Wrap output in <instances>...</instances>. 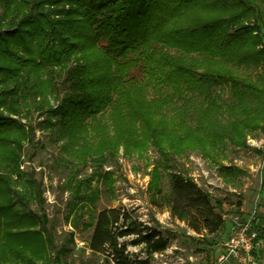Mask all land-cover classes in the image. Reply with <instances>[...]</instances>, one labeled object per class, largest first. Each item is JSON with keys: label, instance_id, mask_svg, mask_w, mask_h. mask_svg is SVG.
Returning <instances> with one entry per match:
<instances>
[{"label": "trees", "instance_id": "16d2710c", "mask_svg": "<svg viewBox=\"0 0 264 264\" xmlns=\"http://www.w3.org/2000/svg\"><path fill=\"white\" fill-rule=\"evenodd\" d=\"M0 5L2 18H17L0 32V110L7 111H0V264L59 262L51 253L47 216L28 207L40 183L29 177L17 187L22 144L32 141L33 128L14 116L28 112L38 96L48 104L47 94L58 95L60 77L67 90L46 109L54 118L46 127L57 126L52 140H63L58 160L65 165L84 164L89 157L100 164L118 144L126 150L154 147L164 162L188 150L208 157L226 141L247 148V132L264 131V87L234 69L264 72V0H0ZM163 84L170 93L146 95L149 85ZM222 84L230 91L226 97L217 87ZM189 99L198 103L194 121ZM103 114L112 135L99 120ZM218 168L228 182L240 171L235 165ZM150 173L156 208L200 235L224 228L221 200L191 176L158 167ZM71 181L72 175L67 184ZM72 193L71 210L98 197L83 180L74 182ZM82 216L77 212L70 222L77 226ZM86 226L92 227L88 247L112 264H151L152 255L168 244L157 224L123 205L101 208Z\"/></svg>", "mask_w": 264, "mask_h": 264}, {"label": "rangeland", "instance_id": "374dc122", "mask_svg": "<svg viewBox=\"0 0 264 264\" xmlns=\"http://www.w3.org/2000/svg\"><path fill=\"white\" fill-rule=\"evenodd\" d=\"M0 5V14L2 13ZM16 16L2 18L0 16V32L4 33L8 27L15 24ZM262 39L264 43V22H261ZM174 53H183L179 48L170 49ZM240 77L260 81L264 87V72L262 69L246 68L243 65L234 66ZM261 72L262 79L258 78ZM59 83L58 95L47 94L48 104L38 96L28 105V112L14 116L15 119L32 126V141H23L19 170V184L22 187L26 178L40 183V193L28 202L30 210L47 216L46 227L50 232L55 246L53 253L59 259L52 264H112L104 259L103 254L92 252L88 247V239L92 227H87L97 211L104 207L123 205L133 211L141 220L157 224L167 236L168 244L165 250L152 255L151 264H216L222 252V242L229 235L230 224L234 215L247 216L254 211L258 223L264 224V131H249L246 135L248 147H237L226 141L223 148L210 154L201 155L198 150H188L184 154L171 153L169 161L164 162L154 147L145 149L126 150L123 144H118L117 152L100 164H95L90 157L84 164L68 165L59 161L62 155L60 145L52 140L57 126H47L53 117L46 116V109L54 107L67 90L66 84ZM7 85H10L7 84ZM3 85H0V89ZM223 96L230 91L222 84ZM171 87H156L149 85L145 89L148 97L170 93ZM189 99L186 103L192 109V121L198 114V103ZM7 114L5 109L0 110ZM172 113V112H170ZM196 113L195 117L194 114ZM101 123L107 127L106 131L113 134V127L107 114L99 116ZM220 143V142H219ZM63 156V155H62ZM164 163L167 165L164 166ZM235 165L240 168L235 181L228 182L219 172V165ZM154 167L164 172L180 171L191 176L213 198L221 200V212L225 219V226L216 234L200 235L189 229L186 224L171 216L166 209L156 208L150 200L151 170ZM72 175V181L67 180ZM69 177V178H68ZM230 179V177H229ZM83 180L90 188L98 190V197L91 203L88 199L82 202V210L77 205L71 210L70 202L74 199L72 187L74 182ZM34 186V185H33ZM23 188V187H22ZM20 190V189H19ZM85 190L82 188L81 193ZM81 212L82 219L74 226L70 219L75 213ZM68 215L69 218H66ZM262 228V226H261ZM63 248V250H61ZM132 251L138 248L129 247ZM222 261L219 264H228Z\"/></svg>", "mask_w": 264, "mask_h": 264}, {"label": "built area", "instance_id": "2783aa9c", "mask_svg": "<svg viewBox=\"0 0 264 264\" xmlns=\"http://www.w3.org/2000/svg\"><path fill=\"white\" fill-rule=\"evenodd\" d=\"M254 211L247 216L234 215L230 224V233L222 242V252L217 263L228 261L233 264H254L255 251L259 245L264 248L259 229L255 223Z\"/></svg>", "mask_w": 264, "mask_h": 264}, {"label": "crops", "instance_id": "0c3cea01", "mask_svg": "<svg viewBox=\"0 0 264 264\" xmlns=\"http://www.w3.org/2000/svg\"><path fill=\"white\" fill-rule=\"evenodd\" d=\"M262 210L264 212V208ZM258 220L259 219L256 218L255 223H256V225L258 226V229H259L260 239L262 241H264V224L263 225L259 224ZM261 226H262V228H261ZM254 255H255V258H256V262L254 264H264V248L261 245H259V247L255 251ZM228 264H233V263L229 262Z\"/></svg>", "mask_w": 264, "mask_h": 264}]
</instances>
